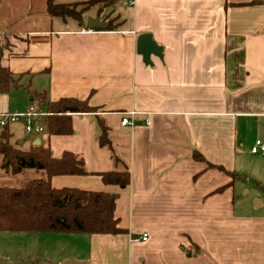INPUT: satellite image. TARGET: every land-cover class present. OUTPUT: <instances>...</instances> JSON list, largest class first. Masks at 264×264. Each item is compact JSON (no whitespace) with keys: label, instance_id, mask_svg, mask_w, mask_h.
<instances>
[{"label":"crops","instance_id":"1","mask_svg":"<svg viewBox=\"0 0 264 264\" xmlns=\"http://www.w3.org/2000/svg\"><path fill=\"white\" fill-rule=\"evenodd\" d=\"M46 2L0 0L9 43L0 64L23 75L0 94V115L44 112L26 87L97 109L72 114L70 135L27 134L26 148L13 133H25L22 123L9 130L22 149L36 142L55 158H81L88 175L53 176L51 186L116 194L126 231L87 234L89 255L61 263L264 264V153L251 152L256 140L264 146V0H116L88 9L82 23L49 16ZM89 16L107 28H88ZM144 33L162 48L149 64L136 51ZM124 116L134 126H121ZM100 120L128 168L124 188L98 175L115 167L98 143ZM33 172L29 181L46 180Z\"/></svg>","mask_w":264,"mask_h":264},{"label":"trees","instance_id":"2","mask_svg":"<svg viewBox=\"0 0 264 264\" xmlns=\"http://www.w3.org/2000/svg\"><path fill=\"white\" fill-rule=\"evenodd\" d=\"M116 0H87L84 2L56 3L47 0L46 11L51 17L70 18L83 22V14L93 6L99 10L113 7ZM112 28V21L107 22ZM9 47L5 34H0V59L3 51ZM23 75H15L0 64V94L20 86ZM32 100L44 108V116L38 122L44 126L43 134L70 135L72 114L92 113L87 100L59 98L49 101L42 92L26 87ZM98 143L105 147L114 164V169L99 173L104 185L126 187L130 182L127 166L116 155L108 137V128L99 121ZM9 126L0 129V169L17 174L31 169L46 173V180L28 182L22 187H0V232H42L69 234H124L114 215L117 195L102 191H85L76 188H53L50 178L60 175H88L84 162L75 154L65 151L58 158L51 155L48 145H30L22 149L18 142H12ZM197 161H204L198 153H193ZM210 168L224 171L220 166L207 163ZM228 173V172H227ZM233 178L236 175L230 173ZM219 191V190H218ZM188 251V250H187ZM190 251V250H189ZM188 251V252H189ZM200 250L196 247L194 254Z\"/></svg>","mask_w":264,"mask_h":264},{"label":"rangeland","instance_id":"3","mask_svg":"<svg viewBox=\"0 0 264 264\" xmlns=\"http://www.w3.org/2000/svg\"><path fill=\"white\" fill-rule=\"evenodd\" d=\"M14 137L25 140L30 136L13 129ZM33 170L12 174L0 169V187H22L31 180ZM87 234H54L42 232H0V261L2 264H64L63 258H83L89 255L85 247ZM79 238L84 241H80ZM83 242V243H80Z\"/></svg>","mask_w":264,"mask_h":264},{"label":"built area","instance_id":"4","mask_svg":"<svg viewBox=\"0 0 264 264\" xmlns=\"http://www.w3.org/2000/svg\"><path fill=\"white\" fill-rule=\"evenodd\" d=\"M134 112H130L133 115ZM43 112H37L34 107H30L24 113L17 114H2L0 115V129L5 126H10L16 123H22L23 130L26 134H43L44 126L38 122L41 116H44ZM121 126H134V121L129 116H124L120 120ZM261 151L264 153V146L260 140H256L251 149L252 153ZM141 241L147 240V234L143 233L140 237Z\"/></svg>","mask_w":264,"mask_h":264},{"label":"water","instance_id":"5","mask_svg":"<svg viewBox=\"0 0 264 264\" xmlns=\"http://www.w3.org/2000/svg\"><path fill=\"white\" fill-rule=\"evenodd\" d=\"M86 26L92 29H105L107 26L100 22L98 17H87ZM136 51L143 58L144 63L149 64L150 55H155L161 57L162 48L158 46L151 38V35L148 33L141 34L137 37L136 41ZM23 141H19L18 145H22ZM34 146L38 145V143L34 142ZM3 262L0 261V264ZM67 264H70L68 262Z\"/></svg>","mask_w":264,"mask_h":264}]
</instances>
